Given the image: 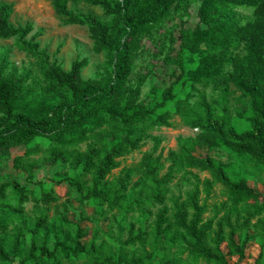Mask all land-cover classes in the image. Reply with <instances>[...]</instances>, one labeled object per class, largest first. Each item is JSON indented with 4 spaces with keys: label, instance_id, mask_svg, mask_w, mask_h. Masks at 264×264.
Listing matches in <instances>:
<instances>
[{
    "label": "trees",
    "instance_id": "trees-1",
    "mask_svg": "<svg viewBox=\"0 0 264 264\" xmlns=\"http://www.w3.org/2000/svg\"><path fill=\"white\" fill-rule=\"evenodd\" d=\"M49 1L65 26L88 30L108 64L89 79L87 59L64 70L41 49L43 31L12 24L14 4L0 1V40L16 39L39 71L22 72L0 52V164L27 174L0 182V264H240L252 245L254 264H264V193L211 155L264 169V0ZM146 55L169 84L142 99L158 77L154 65L137 69ZM176 117L198 133L165 158L152 132L175 128ZM148 140L155 150L111 179ZM41 167L56 171L36 179ZM180 176L187 189L175 194ZM215 184L227 202L213 233L205 216Z\"/></svg>",
    "mask_w": 264,
    "mask_h": 264
},
{
    "label": "rangeland",
    "instance_id": "rangeland-1",
    "mask_svg": "<svg viewBox=\"0 0 264 264\" xmlns=\"http://www.w3.org/2000/svg\"><path fill=\"white\" fill-rule=\"evenodd\" d=\"M14 4V14L11 18V23L15 26H26L28 23L34 25V33L42 30L43 36L39 39L41 42V49H46L51 56V62L59 64L64 70L69 71L72 64L76 60L87 59L89 61L88 67L83 70V77L85 79L93 78L97 75L101 67L108 64V58L105 55H96L93 50V41L90 38L88 30L84 27L79 26H65L61 19L55 14L49 0H0ZM76 11L88 13L92 12L102 22H108L109 20L104 18L102 11L96 8L80 7L75 9ZM242 13L246 16H251L252 12L244 10ZM179 22V21H178ZM151 47V45H148ZM0 52H9V59L12 64H15L18 69L22 72H33L39 73L38 69L34 65V60L22 53L17 48L16 39L12 40H0ZM153 52V49L151 50ZM159 61H154L150 56L146 55L138 63V70L145 66L154 65L157 67L154 73L158 76L150 79L143 87L142 99H146L151 92L152 87L155 85L162 86L165 83L169 84L166 71L160 67ZM166 84V85H167ZM209 98L214 96L212 88L205 91ZM234 107V102H232ZM236 121V120H235ZM197 130H192L185 127L181 120L175 118V128L167 129L162 128L152 132L153 137L159 138L161 143L158 147L159 154L161 151L164 152V157L168 156L169 151L178 150V139H190L197 135ZM156 141L148 140L144 147L134 152L133 154L125 157L122 160V167L115 171L111 176V179L117 177L123 168L134 167L137 168L141 162L144 154L154 151L156 147ZM24 152L23 148L16 150L15 153L22 155ZM14 155V153H13ZM212 156L220 158L228 167V171L233 180H237L241 176L246 177L251 183L258 188V190L264 193V169L257 166L253 162L243 160L228 152H213ZM41 155L33 157L31 161L39 162ZM39 167V166H38ZM36 179H42L48 174H54L56 169L50 167H41L36 170ZM192 172L200 178H211L206 172H200L199 170H192ZM27 177L26 173L18 172L13 168L12 163L9 159H3L0 164V182L10 179H17L20 181L25 180ZM181 176L175 181L173 185V192L179 194L181 190H186L187 187ZM57 193L62 197L65 196L66 188L59 187L56 189ZM226 187L221 184H215L214 194L208 201L209 213L205 216V220H211L215 218L216 223L214 225L213 233L217 230V222L224 216V205L227 202ZM62 201L61 203H63ZM60 203V208L62 207ZM54 207V206H53ZM33 204L29 203L26 205V213L28 216H32ZM86 213L88 215L93 214V209L87 208ZM53 214V213H52ZM234 216L233 220L235 221ZM84 225H88L84 223ZM91 227V226H90ZM116 230V229H115ZM117 233V231H115ZM212 233V237H213ZM101 240H109L106 236H100ZM113 244L112 241L109 240ZM224 247V246H223ZM260 252V248L256 245H252L248 251L249 257L242 261L240 264H254ZM237 262V259H233V263Z\"/></svg>",
    "mask_w": 264,
    "mask_h": 264
}]
</instances>
